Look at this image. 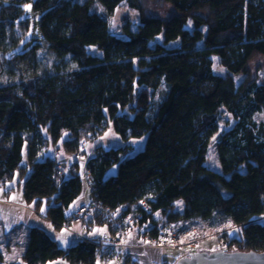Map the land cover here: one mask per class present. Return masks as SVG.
I'll return each mask as SVG.
<instances>
[{
	"label": "trees",
	"instance_id": "trees-1",
	"mask_svg": "<svg viewBox=\"0 0 264 264\" xmlns=\"http://www.w3.org/2000/svg\"><path fill=\"white\" fill-rule=\"evenodd\" d=\"M41 1L0 0V53L9 59L44 47L75 66L0 84V190L20 189L42 219L63 229L89 184L97 209L84 219L88 227L145 200L151 212L141 210L136 223L142 236L156 238L167 221L210 222L224 226L220 250L263 252L264 121L255 117L264 108L256 63L264 58V0H198L185 8L170 0H46L36 8ZM151 1L169 4L173 14L151 13ZM123 4L140 21L136 31L123 26L125 37L110 23ZM47 25L56 40L45 38ZM110 122L123 140L147 135L144 148L122 158L132 145H101L89 155L88 144ZM216 133L222 172L206 165ZM53 147L70 161L47 154ZM103 244L81 237L63 248L32 225L26 251L10 263L0 253V264H97L116 256Z\"/></svg>",
	"mask_w": 264,
	"mask_h": 264
},
{
	"label": "rangeland",
	"instance_id": "rangeland-1",
	"mask_svg": "<svg viewBox=\"0 0 264 264\" xmlns=\"http://www.w3.org/2000/svg\"><path fill=\"white\" fill-rule=\"evenodd\" d=\"M76 1L83 2L84 0H76ZM170 1L176 4L180 8H185L191 6L193 3L197 2L198 0H170ZM214 1L220 2L222 0H214ZM45 2L46 0H42L37 4L36 8H39ZM149 10L151 13L163 18H168L173 14V9L170 7L169 4L158 3L156 1L150 2ZM61 19L62 18L59 17L58 22ZM110 23H111V30L114 33H116L121 37H125L126 35L122 33L123 26L126 23H130L131 29L136 31L140 23L139 14L137 11L132 10L129 7H127L125 4H123L122 6L116 9L115 13L111 17ZM190 25H192V22H190ZM44 36L47 40L50 41L56 40L57 34L55 29L52 27V25H47ZM158 40L162 41L163 37L162 36L158 37ZM178 45H179V41L167 44L168 47H173ZM258 62L262 64L263 69L261 70V78L264 79V58L258 59V61L256 62L257 65L259 64ZM74 66L75 63L70 56H66L63 59L58 58L51 49L44 47H36L25 54L11 57L9 59H6L2 55V53H0V84L17 82L20 79H30L41 76H48L55 73L59 69H63L65 67L71 68ZM215 70L220 73L224 72L222 67L219 66L218 61L216 62ZM226 118H227V114L223 113L221 119V128H220L221 132L223 131V129L227 128V124H225ZM255 119L256 121H264V108L261 113L256 115ZM217 135L218 133H216L213 137V143L210 146L209 157L206 161V165L214 170H218L222 172V167L217 155V148L216 145L214 144V140L216 139ZM146 138L147 135H143L141 137L131 138L127 141L123 140L120 137V135L115 131L113 123L110 122L106 132L88 144L87 153L89 155H94L96 152V147L101 145L107 149H110V148H118L130 144L133 147L125 156L122 157L125 158L128 156H132L136 154L138 151L142 150L145 146ZM57 148L58 147L50 148L47 154L51 156H57L59 159L62 158V156H65L63 149L60 152H57L59 151ZM117 168L118 166L115 165L110 170L109 173L115 174L117 172ZM11 185L17 186V179L13 181ZM86 187H88L90 190L89 184ZM85 191L83 192L81 196V201L78 202V204L83 202L84 199L86 202H88L91 190L87 192L88 194H86ZM8 195H5L2 192V190H0V201L6 203V204L0 203V222L5 227V231H9L10 228L16 225L17 226L20 225L22 219L25 217L23 212L24 210H22L20 207L7 204L11 202H13L15 205L22 206L29 212L33 213L30 214L29 217L30 219L27 218L29 224H38L44 227L45 230L48 233H51L52 235L59 234V232L62 230V229H55L49 221L42 219L41 216L35 212L34 205L32 203L28 204L25 202L22 195V191L20 189L17 188V190L11 193L10 196ZM68 226L74 227L76 231L75 232L69 231L67 229ZM68 226L65 227V229L70 233H72L73 235H76L80 238L84 236L82 234L85 233L88 227L87 225L83 224V222L81 223L71 222ZM103 226L105 225L93 226V229L99 232L100 229H102L101 227ZM106 226H107V231L110 230L109 224H107ZM222 227L220 226L219 229H217L206 226L205 228L198 230L197 233H195L194 235L184 236L181 239L171 240L168 241L167 243H165L164 241L154 243L148 241L145 237H143L139 227L135 225L134 229L128 232L126 234V237L122 240L123 244L130 245V249L127 250L124 248L117 250V252L122 254L117 255L116 252L117 255L116 257L112 259L98 261L97 264H125L126 263L125 255L127 252H130L132 254L134 253V259H135V255L138 256L137 259L139 261V264H162L163 262H166L167 264H177L178 260L181 257L190 255L193 252L196 251L211 252L225 248L227 244L223 238V233H225V231L223 232L221 230L223 229ZM77 228L78 229L81 228L82 231H78ZM62 231L64 234H67L66 231L64 230ZM0 232H1V228H0ZM231 232L233 233L234 231ZM130 235H137L140 241L136 244L129 242L128 237ZM100 237L103 238V236L101 235ZM48 264H69V262L61 258L56 262H50Z\"/></svg>",
	"mask_w": 264,
	"mask_h": 264
},
{
	"label": "built area",
	"instance_id": "built-area-1",
	"mask_svg": "<svg viewBox=\"0 0 264 264\" xmlns=\"http://www.w3.org/2000/svg\"><path fill=\"white\" fill-rule=\"evenodd\" d=\"M85 146L82 145L81 150H85ZM82 154H79V158ZM62 168L68 169L73 168V163L68 165L67 167L65 164H60ZM89 177V175H88ZM96 206L88 203L80 206L77 209V212L72 220V223H81L84 221L85 218L93 215L96 210ZM146 211V213L151 212L150 204L142 200L138 204L133 205L130 210H127L126 206H121L114 211L109 212L106 217L108 219V224L110 230L106 233V235L102 238L103 245L105 247L120 250V249H130V245L123 244L122 240L126 237V234L132 231L137 223L143 217L142 211ZM211 227L210 222H204L200 226L188 225L184 223L182 220L176 221H167L161 223L158 227V236L156 238H151L149 234L144 235L148 241L150 242H162L164 241L167 243L171 240H178L183 238L184 236L194 235L197 233L198 230L203 229L205 227ZM67 229L71 232H75L76 229L72 226H68ZM227 244V242H226ZM125 264H138L137 261L129 257L126 260Z\"/></svg>",
	"mask_w": 264,
	"mask_h": 264
},
{
	"label": "crops",
	"instance_id": "crops-1",
	"mask_svg": "<svg viewBox=\"0 0 264 264\" xmlns=\"http://www.w3.org/2000/svg\"><path fill=\"white\" fill-rule=\"evenodd\" d=\"M60 159H66V160L70 161V158L67 156H62V158H60ZM85 190H86L85 191L86 194H88L87 192L90 191L88 187H86ZM91 198H92V196L90 193V197H89L88 202H86L84 199L83 202L78 204V202L81 201V197H80L79 198L80 200L78 199L73 204V208L75 210H77L79 206L90 203ZM0 203L6 204L3 201H0ZM7 204H11L13 206L20 207L22 210H24L23 212L25 215V217L22 219V222L20 223V225H18V226L16 225V226L10 228L9 231H5V227L0 222V228H1V232H0V253L3 256L4 261L7 263H10V262L15 261L20 255H22L26 251V248L28 246L30 226L38 225V224H29V222L27 220V218L30 217V214H33V213L29 212L28 210H26L22 206L15 205L13 202L7 203ZM101 228L102 229H100V231L97 232V231H95V229H93V227H87L85 233L82 235H84L83 237H89V238H101L100 235L104 237L106 235V233L108 232L107 226L105 225ZM62 230L66 231L67 234H64ZM62 230L59 232V234L53 235L61 247L66 248V247L76 243L80 239V237L73 235L72 233L67 231L65 228H63ZM77 230L82 231L81 228L80 229L77 228ZM128 241L136 244L140 241V239L137 235H130L128 237ZM118 254H120V253L117 252V255ZM127 256L134 258V253L132 254L130 252H127L125 255V259ZM137 257L138 256L135 255V260L139 264ZM54 262H56V261H54Z\"/></svg>",
	"mask_w": 264,
	"mask_h": 264
},
{
	"label": "water",
	"instance_id": "water-1",
	"mask_svg": "<svg viewBox=\"0 0 264 264\" xmlns=\"http://www.w3.org/2000/svg\"><path fill=\"white\" fill-rule=\"evenodd\" d=\"M177 264H264V251H197L181 257Z\"/></svg>",
	"mask_w": 264,
	"mask_h": 264
}]
</instances>
